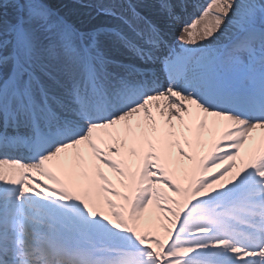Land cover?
<instances>
[{"label":"snow or ice","instance_id":"snow-or-ice-1","mask_svg":"<svg viewBox=\"0 0 264 264\" xmlns=\"http://www.w3.org/2000/svg\"><path fill=\"white\" fill-rule=\"evenodd\" d=\"M73 3L0 0V264H264V0Z\"/></svg>","mask_w":264,"mask_h":264},{"label":"bare ground","instance_id":"bare-ground-1","mask_svg":"<svg viewBox=\"0 0 264 264\" xmlns=\"http://www.w3.org/2000/svg\"><path fill=\"white\" fill-rule=\"evenodd\" d=\"M57 6H67V9H74L75 5L73 0H56ZM147 13L149 15H153L155 18V4L153 0H147L146 6L143 8L142 14ZM149 212H154V208L150 206Z\"/></svg>","mask_w":264,"mask_h":264}]
</instances>
